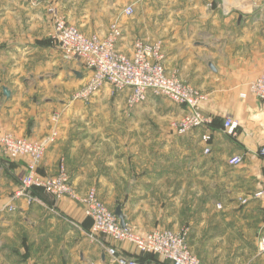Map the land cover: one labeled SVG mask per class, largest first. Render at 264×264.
Listing matches in <instances>:
<instances>
[{"label":"crops","instance_id":"obj_1","mask_svg":"<svg viewBox=\"0 0 264 264\" xmlns=\"http://www.w3.org/2000/svg\"><path fill=\"white\" fill-rule=\"evenodd\" d=\"M48 7L88 34L104 35L117 21L126 54L135 37L160 39L167 73L206 95L200 110L209 123L177 133L184 107L148 93L129 108L127 90L108 84L88 101L72 99L89 71L52 42ZM263 70L264 0H0V132L43 140L58 113L39 171L51 174L64 160L80 195L95 186L138 233L187 227L204 264H264V194L253 197L264 192V104L248 88ZM227 116L237 122L233 134L223 129ZM233 156L240 163L230 164ZM26 162L0 153V264H114L108 245L139 264H169L125 241L89 238L76 198L54 201L34 189L39 201L16 199L2 211Z\"/></svg>","mask_w":264,"mask_h":264},{"label":"built area","instance_id":"obj_2","mask_svg":"<svg viewBox=\"0 0 264 264\" xmlns=\"http://www.w3.org/2000/svg\"><path fill=\"white\" fill-rule=\"evenodd\" d=\"M52 30L50 38L65 59L77 61L89 71L86 83L72 94V99L88 101L104 84H108L115 92L127 90L126 104L133 108L146 100L148 93L164 97L172 103L185 108L184 116L175 123L177 133L184 134L201 125L209 123L200 110L201 103L206 95L199 89L181 81L176 75L165 70L162 51V42L144 36L132 40L130 54L118 49L121 39V27L117 21L108 25L104 35L85 33L70 23L66 17L54 8L48 7ZM134 13L132 5L123 9V14L130 16ZM259 102L264 104V70L248 85ZM244 96V94H241ZM59 114L53 116L54 127L51 133L43 140H30L18 137L11 133L0 132V153L9 159L26 157V167L19 179V184L11 196V203L1 210L11 212L15 209L13 200L24 198L28 203L39 201L32 194V189H40L54 201L62 197L75 198L71 176L61 160L55 172L42 174L39 163L44 152L57 135ZM237 122L230 116L225 117L223 129L233 134ZM210 132L202 135V140L208 143ZM209 151L206 145L204 152ZM264 154V146L260 148ZM241 159L233 156L229 163L236 165ZM262 190L253 194V197L262 196ZM248 198H241L246 203ZM83 212L91 219L88 236L91 239L107 238L113 241L130 243L138 253H148L158 256L169 264H204L189 248L187 237L188 229L183 227L178 231L167 228H155L146 233H138L128 224L121 225L114 211L98 198L94 187L89 188L87 195L81 199ZM220 207L219 204H217ZM257 247L264 252V235L257 240ZM107 253L114 264H139L133 257L123 255L115 246L108 245Z\"/></svg>","mask_w":264,"mask_h":264},{"label":"rangeland","instance_id":"obj_3","mask_svg":"<svg viewBox=\"0 0 264 264\" xmlns=\"http://www.w3.org/2000/svg\"><path fill=\"white\" fill-rule=\"evenodd\" d=\"M48 12V11H47ZM111 23V22H110ZM89 24H93V23H89ZM151 39H155V40H160V39H157V38H151ZM72 186H73V184H72ZM91 187H94L95 189H96V187L95 186H89L88 188H87V190H86V192L84 193V194H79L77 191H76V189L74 188V186H73V189H74V191H75V198L76 199H79L80 201H81V199H83L86 195H87V193H88V190H89V188H91ZM96 191H97V189H96ZM97 194H98V191H97ZM98 198L100 199V200H102L101 199V197L99 196V194H98ZM240 200V202H241V199H239ZM103 201V200H102ZM103 203H105L104 201H103ZM242 203V202H241ZM81 204H82V207H83V203H82V201H81ZM106 204V203H105ZM84 213V212H83ZM88 218V217H87ZM89 219V218H88ZM90 220V222H91V219H89ZM162 228H165V227H162ZM167 229H169V228H167Z\"/></svg>","mask_w":264,"mask_h":264},{"label":"water","instance_id":"obj_4","mask_svg":"<svg viewBox=\"0 0 264 264\" xmlns=\"http://www.w3.org/2000/svg\"><path fill=\"white\" fill-rule=\"evenodd\" d=\"M2 91H3V94L5 96H9L10 92L9 90L7 89V87L3 86L2 87ZM114 213L115 215L118 217L119 221H120V224L121 225H124V216H123V213L121 212L120 208L119 207H116L115 210H114Z\"/></svg>","mask_w":264,"mask_h":264},{"label":"trees","instance_id":"obj_5","mask_svg":"<svg viewBox=\"0 0 264 264\" xmlns=\"http://www.w3.org/2000/svg\"><path fill=\"white\" fill-rule=\"evenodd\" d=\"M34 193V189H32V194ZM140 254H146V255H152V254H148V253H140ZM155 256V255H153Z\"/></svg>","mask_w":264,"mask_h":264}]
</instances>
